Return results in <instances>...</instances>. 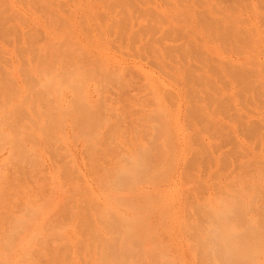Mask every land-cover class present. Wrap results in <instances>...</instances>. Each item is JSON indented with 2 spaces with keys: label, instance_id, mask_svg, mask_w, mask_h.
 Instances as JSON below:
<instances>
[{
  "label": "rangeland",
  "instance_id": "rangeland-1",
  "mask_svg": "<svg viewBox=\"0 0 264 264\" xmlns=\"http://www.w3.org/2000/svg\"><path fill=\"white\" fill-rule=\"evenodd\" d=\"M0 264H264V0H0Z\"/></svg>",
  "mask_w": 264,
  "mask_h": 264
},
{
  "label": "bare ground",
  "instance_id": "bare-ground-1",
  "mask_svg": "<svg viewBox=\"0 0 264 264\" xmlns=\"http://www.w3.org/2000/svg\"><path fill=\"white\" fill-rule=\"evenodd\" d=\"M194 143V142H193ZM139 151V150H138ZM141 152V151H140ZM189 168V167H188ZM217 240V239H216ZM215 242V241H214Z\"/></svg>",
  "mask_w": 264,
  "mask_h": 264
}]
</instances>
